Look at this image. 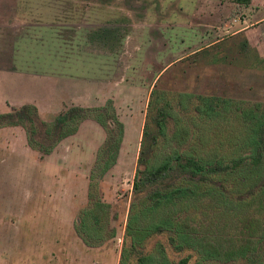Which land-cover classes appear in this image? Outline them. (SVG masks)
I'll use <instances>...</instances> for the list:
<instances>
[{"label":"rangeland","instance_id":"1","mask_svg":"<svg viewBox=\"0 0 264 264\" xmlns=\"http://www.w3.org/2000/svg\"><path fill=\"white\" fill-rule=\"evenodd\" d=\"M53 51L66 69L40 64L53 68ZM52 76L63 84L55 89ZM155 85L264 104V0H0V113L33 105L37 137L52 145L33 148L20 122L0 125V264H118ZM109 102L123 136L102 174L107 134L96 120L56 143L43 135L65 107ZM89 194L115 229L93 246L76 226ZM158 240L173 260L187 254L164 235L147 248Z\"/></svg>","mask_w":264,"mask_h":264},{"label":"trees","instance_id":"2","mask_svg":"<svg viewBox=\"0 0 264 264\" xmlns=\"http://www.w3.org/2000/svg\"><path fill=\"white\" fill-rule=\"evenodd\" d=\"M37 119L33 105L0 113V125L22 123L30 145L49 152L52 145L45 147L37 137ZM84 119L96 120L107 134L98 158L108 153L99 166L102 174L123 136V123L110 102L65 107L43 135L56 143ZM89 202L76 226L93 246L113 237L115 229L109 219H101L106 204L93 194ZM93 206L98 213L91 212ZM158 235L166 237L173 251L187 254L171 259L162 240L147 248ZM192 258L193 264H264V104L174 94L155 85L118 264H188Z\"/></svg>","mask_w":264,"mask_h":264},{"label":"crops","instance_id":"3","mask_svg":"<svg viewBox=\"0 0 264 264\" xmlns=\"http://www.w3.org/2000/svg\"><path fill=\"white\" fill-rule=\"evenodd\" d=\"M64 25H68V23H64ZM18 27H20V25H18ZM53 52H55V55H54V57H55V62H54V67L53 68H51V67H48V66H50L49 64H48V61L46 62H44V63H40V64H43V65H46V69H51V70H63V69H66L67 68V60H66V58H63V56L62 55H60L59 54V52L58 51H53ZM4 53V52H3ZM59 55V56H58ZM48 57V56H47ZM5 58L6 59H9L7 56H5ZM49 58V57H48ZM21 60L22 61H24V63L25 64H28L27 65V67L26 68H31V64H33V62H32V60L31 61H29L27 58H21ZM39 64V63H38ZM58 64H60V67H58V66H55V65H58ZM50 81L53 83V85H54V88L56 89V87L58 86V85H62L63 84V77H61V78H58L57 76H52L51 78H50Z\"/></svg>","mask_w":264,"mask_h":264}]
</instances>
